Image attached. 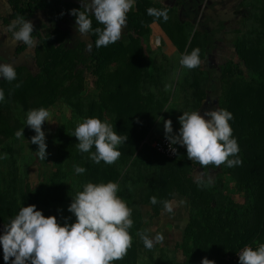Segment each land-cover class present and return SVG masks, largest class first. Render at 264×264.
<instances>
[{"label":"trees","instance_id":"trees-1","mask_svg":"<svg viewBox=\"0 0 264 264\" xmlns=\"http://www.w3.org/2000/svg\"><path fill=\"white\" fill-rule=\"evenodd\" d=\"M244 1L252 5L255 14L249 26L234 31L231 45L236 60L224 61L219 66L215 85L209 82V73L201 68L209 42L206 33L196 31L190 39L191 27L179 26L180 23L166 26L162 18L157 20L147 14L148 8H156L148 0H137V10L127 14L125 40L99 49L93 45L88 54L64 46L65 34L58 29L40 39L38 48L45 55L38 63L39 71L25 76L22 68L16 67V81L0 80L5 93V101L0 103V155L7 154L6 159L0 160L3 228L21 206L34 204L45 217L58 219L62 208L71 203L83 184L116 181L121 189L118 195L127 204L129 198L137 200L132 206L137 219L131 217L137 233L148 231L141 215L142 205L149 206L148 218L152 219L163 213V201H171L178 195L187 200L188 216L182 238L173 249L158 247L157 243L146 249L139 235L131 231L132 246L123 259L113 264H201L203 258L215 264H238L241 249L246 245L255 247L254 241L264 243V0ZM9 4L13 18L22 15L28 20L35 11L51 15L73 6L65 0H9ZM154 21H158L175 49L168 55L170 60L164 59L159 50L157 56L155 53L148 56L145 51L149 50L145 42L150 44L153 30L150 24ZM96 27L101 26H93V41L98 38ZM194 48L200 49L201 64L185 69L180 85L186 96H183L184 106L196 110L204 100L215 97L217 108L229 110L234 117L230 124L242 160L240 166L216 168L213 184L207 188L197 187L191 174L198 164L187 158L186 149L173 145L177 154L167 158L146 141L170 102V91L164 90L166 79L176 69L180 54ZM175 54L177 60L171 58ZM87 74L93 79L91 83ZM18 81H22V86L15 88ZM210 89H216V96L209 94ZM58 100L70 111V117L47 142L59 145L52 151L58 162L54 171H41L36 186L32 187L26 182L30 158L21 155L23 138L16 139L14 134L24 127L23 135H27L30 127L25 125V120L30 109H49ZM85 117L107 119L118 134L127 136L115 163L96 164L88 158V153L78 151V141L71 135L77 122ZM73 165H80L86 171L77 175ZM222 175L231 178V186ZM232 192L242 201L231 197ZM153 196L158 201L155 205L150 203ZM11 259L7 264H11ZM0 264H5L2 248Z\"/></svg>","mask_w":264,"mask_h":264},{"label":"clouds","instance_id":"clouds-1","mask_svg":"<svg viewBox=\"0 0 264 264\" xmlns=\"http://www.w3.org/2000/svg\"><path fill=\"white\" fill-rule=\"evenodd\" d=\"M83 10L71 9L69 14L75 17L76 31L81 36L93 32L92 17L103 27L94 29L97 39L93 45L99 49L116 43L121 38L122 29L126 26L127 14L135 7L136 0H81ZM91 10V14H90ZM155 19L168 20L167 9L150 7L146 10ZM33 24L20 15L12 19L6 26L0 27V35H8L13 43H23L30 51L37 46L33 36ZM181 68L194 69L201 64L200 49L181 53L178 60ZM0 80L9 83L17 80L16 67L12 62H4L0 56ZM22 81L14 87L20 88ZM172 84H165L166 92L172 90ZM5 101V93L0 88V103ZM50 109L33 108L26 113L25 125L34 130L31 143L38 146L35 152L40 160L46 159V135L42 124L48 122ZM233 114L226 108L184 111L178 117L180 128L178 134L173 133L172 121H164L165 138L170 150L175 153L173 145L186 148L187 158L196 162L204 171L195 172V183L198 188H207L213 184V175L209 171L224 165L232 168L240 166L242 160L237 138L233 135L230 121ZM24 125V126H25ZM24 127L15 132L16 139H25ZM71 136L76 137V147L96 164L115 163L121 156L119 147L125 143L127 136L118 134L114 125L107 119L85 117L77 122ZM95 151H92V149ZM7 154L0 155V160ZM75 174H83L86 169L73 165ZM120 185L116 181L87 182L82 185L68 206V212L75 216V222L68 223L65 218L61 225L56 216L45 217L36 205L21 206L18 213L4 225L0 234V248L3 251L5 264H113L121 260L132 246L133 227L132 209L118 193ZM150 203H158L155 196ZM163 209L171 214L173 206L170 201H163ZM146 249H152L154 243L163 240L161 234L149 236L138 232ZM256 246L246 245L238 252V264H264V243L253 242ZM201 264H215V261L203 258Z\"/></svg>","mask_w":264,"mask_h":264},{"label":"rangeland","instance_id":"rangeland-1","mask_svg":"<svg viewBox=\"0 0 264 264\" xmlns=\"http://www.w3.org/2000/svg\"><path fill=\"white\" fill-rule=\"evenodd\" d=\"M68 1V0H65ZM70 2V1H69ZM249 4V3H248ZM246 3H243V7L246 10V15L243 18V21H245V26H249L252 16L255 14L254 10L250 7V5H248ZM221 10V6H216L213 7V11L215 14L214 16H219L220 13H218ZM213 22V21H212ZM164 23L166 24V26H173L178 24V21L176 20V18H174L173 15H171V17ZM191 27L190 29L192 30L193 26L190 25H186ZM152 32H151V41L150 44H146L145 45L147 47H149V50H145V47H143V49L148 53V56H154L153 53H155V56L159 55L157 54V50L161 51L162 57L165 59H169L168 55L170 52H175V50H173L171 44L169 43V41L166 39L165 33L163 31H159L157 32V26H152ZM189 29V30H190ZM238 29H243V26H231L229 32H234ZM161 34V35H160ZM164 34V35H163ZM194 32L192 30V32H190V39L193 36ZM163 35V36H162ZM199 35V34H198ZM199 37V36H198ZM230 38H228V40L225 39H221L223 41V49L218 50L219 52L216 54H213L212 56V64H210V67L212 69H215L218 67V65L220 63H223L224 61L227 60H231V61H235L236 60V55L234 54L231 42L232 39H234L235 37V32L229 36ZM164 38L166 40H164ZM189 39V41H190ZM5 42H8V39H4ZM211 50V49H210ZM174 55V54H173ZM150 58V57H149ZM171 58H174L175 60H177L178 56L175 54V56H171ZM179 60V59H178ZM205 60L202 62L201 64V68L205 71H208L207 68H205ZM156 64H161L162 63H154V65ZM33 68L30 67L29 69H26L28 72L24 71L22 72L23 75H27V74H34L36 73L34 70H32ZM186 73H185V69L181 68V66L179 65V63H176V69L173 70L172 73H170L169 78L166 79V83L167 84H172V90L170 91V102L168 103V105L165 107L162 115L160 116V118L158 119V121L156 122V124L153 127V131L149 134V136L147 137L146 141L148 143H152L154 140H156L158 137L165 135L164 132V121L165 120H171L172 121V128H173V133L171 135H175L178 134V130L180 128V124L178 122V117L180 115H182V112H184V110L182 108L185 109V111H193V109H191V107L189 108L187 105L184 106V97L185 96L183 94V92L180 89V85L182 84V80L184 79ZM209 77V82L212 83L213 85L216 84L217 78L214 77V79L211 77L210 74H208ZM92 77H90L89 75H87V81L89 83L92 82ZM214 87V86H213ZM215 90L216 89H210L209 94L212 96H216L215 94ZM186 97V96H185ZM189 97V95L187 96ZM213 101L212 103L208 101H205L203 104L206 105V108H208L207 110H214L217 108V100L214 98H212ZM203 105V106H204ZM202 106V107H203ZM51 111V116L50 119L48 120V122H44L42 124V130L45 131V135H46V144L48 141H51V138L54 136L55 131L57 130L58 127H60L61 123L70 117V111L68 109V107H66L61 101H57L56 104L54 106H52L51 108H49ZM196 110H200L201 114L204 113V111H206V109H202L201 107L197 108ZM35 135L34 130H32L31 128L28 130L27 135L24 137L25 139H23L22 143L23 145L21 146V155L26 156L28 158H30V165L28 168V177H27V181L32 187L36 186V182H37V178H38V174L41 173V171L43 172H52L55 170V165L57 164V160L54 158V156L52 155V151L54 152V150L59 146H57L56 144L51 143L50 145L47 144V149H46V159L44 160H40L37 155L35 154V152L38 150V146L35 144L31 143V137ZM158 135V136H156ZM50 147L51 149L49 150ZM183 147V146H182ZM184 148V147H183ZM186 149V148H184ZM213 166H209V171H211L213 178L215 177V169H211ZM204 170L203 168H201L200 166L196 165L195 168H193L192 171V176L195 178V172H199V171ZM218 170V168L216 169ZM223 180L225 183H228V186L230 185V181L231 178H229L227 175L223 176ZM231 197H233L235 200H237L238 202H241L242 199L239 195L235 194V193H231L229 194ZM173 201H171V204L173 206V212L171 214L163 211L162 214H160L159 218L155 217L153 219H148V211H149V207L145 206L140 208L141 213H143L144 215H142L143 219H148L146 220L145 223H147L148 225V231L146 232V234H148L149 236H154L156 234H161L163 236V240L160 242H156L159 246L158 247H166L169 249H173V246L176 242H178L179 240H181L182 238V231L184 229L185 223H186V218L188 216V203L187 200L181 196H175V198L172 199ZM147 215V217L145 216ZM155 244V243H154Z\"/></svg>","mask_w":264,"mask_h":264},{"label":"flooded vegetation","instance_id":"flooded-vegetation-1","mask_svg":"<svg viewBox=\"0 0 264 264\" xmlns=\"http://www.w3.org/2000/svg\"><path fill=\"white\" fill-rule=\"evenodd\" d=\"M148 1L155 5L158 9L166 8L168 17L170 18L171 15H173L178 23H180L179 26L190 25L193 26V32L199 31L206 33V35L209 37V42L206 46L207 53L205 57V68L208 69L207 72L213 79L214 77L218 78L219 66L222 63H220L217 68L212 69L210 67V64L213 63L211 58L213 54H217L219 52L218 50L223 49V41L221 39L228 40V38H230L229 36L233 34V32H229L231 26H245V21H243V18L246 15V10L243 7V3H248L244 0ZM67 2L71 3L73 6L66 11L58 10V12H53L51 15L49 13L38 11L39 13L35 14L34 12V14L30 17V21L34 26L33 36L37 39V46L30 51L22 42L13 43L9 39L8 35H0V56L4 57V62H12L15 67L22 68V72H28L26 69L32 67V70L37 73L39 71L38 63L43 60V57L45 55V52H40L38 48L40 45V39L44 38L46 35H53L55 29L62 31L65 34L63 45L73 52L81 54H88L89 52H91L92 48L91 50H89L87 44H94L93 32L91 34H88L87 36H81L76 31L75 17L69 14V10H83L85 5L81 3V0H68ZM88 2H90V0H88ZM217 5L221 6V10L218 12L220 13V15L214 16L215 14H213V7H216ZM250 7L252 8V5H250ZM136 10L137 8L134 7L133 11L135 12ZM55 14H59L60 16L54 17ZM91 19L93 26L103 27L95 21L94 17H92ZM161 20L164 21L163 19ZM150 25L157 26V32L162 31L158 21H154ZM126 26H128L127 22ZM126 35L127 30L124 27L122 29L121 38L119 40H125ZM4 39H8V42H5ZM213 101L214 100L209 99L210 103H212Z\"/></svg>","mask_w":264,"mask_h":264},{"label":"crops","instance_id":"crops-1","mask_svg":"<svg viewBox=\"0 0 264 264\" xmlns=\"http://www.w3.org/2000/svg\"><path fill=\"white\" fill-rule=\"evenodd\" d=\"M37 13H39L38 11H35V14H37ZM12 19H14L13 18V11H12V7H11V5L9 4V0H0V27H4V26H6L9 22H10V20H12ZM151 26H155V25H151ZM172 46V45H171ZM173 48V47H172ZM173 50H175L174 48H173ZM170 53H173V52H170ZM169 53V54H170ZM166 59V58H165ZM209 99H207L206 101H208ZM215 101V100H214ZM205 102V100L203 101V103ZM204 104H202V106H203ZM202 109L204 108V109H206L207 110V108H206V105H204L203 107H201ZM156 136H158V135H156ZM161 137V136H160ZM159 138V137H158ZM201 171H202V169H201ZM204 171V170H203ZM175 196H177V195H175ZM175 196L173 197V198H175ZM172 198V199H173ZM171 201H173V200H171ZM170 201V202H171ZM137 204V200L136 199H131V198H129V200H128V206L132 209V206H134V205H136ZM70 204H68L67 206H64L63 208H62V210H61V213H60V215H59V217H58V222H60L61 223V225L64 223V220H65V218H68V223H73V222H75V216L73 215V214H71L70 212H68V206H69ZM145 206H148V205H142V206H140V208H142V207H145ZM149 207V206H148ZM149 212V211H148ZM164 214V213H163ZM141 215H144L143 213H141ZM132 216H133V219H137V216H136V214L135 213H133L132 212ZM146 217H147V215H145ZM160 216V215H159ZM159 216H157L158 218H159ZM155 218V217H154ZM149 219V218H148ZM148 219H143L145 222H146V220H148ZM153 219V218H152ZM137 227L135 226V224L133 223V227H132V229L130 230V232L131 231H133L134 233H137V229H136Z\"/></svg>","mask_w":264,"mask_h":264},{"label":"built area","instance_id":"built-area-1","mask_svg":"<svg viewBox=\"0 0 264 264\" xmlns=\"http://www.w3.org/2000/svg\"><path fill=\"white\" fill-rule=\"evenodd\" d=\"M150 145L156 152H158L159 154H161L167 158H173L177 154V151H178L177 148H176L175 153H173L170 150L169 142L166 140L165 137L157 138ZM172 147H174V146H172ZM3 231H4V228L0 224V234H3Z\"/></svg>","mask_w":264,"mask_h":264}]
</instances>
